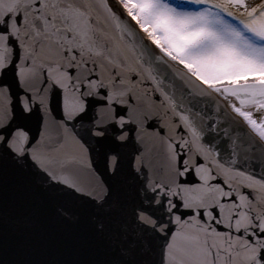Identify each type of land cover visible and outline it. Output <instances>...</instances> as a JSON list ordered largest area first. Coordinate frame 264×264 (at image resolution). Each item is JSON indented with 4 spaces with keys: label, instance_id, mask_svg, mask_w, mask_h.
<instances>
[{
    "label": "snow or ice",
    "instance_id": "6c2138e0",
    "mask_svg": "<svg viewBox=\"0 0 264 264\" xmlns=\"http://www.w3.org/2000/svg\"><path fill=\"white\" fill-rule=\"evenodd\" d=\"M0 264H264V0H0Z\"/></svg>",
    "mask_w": 264,
    "mask_h": 264
}]
</instances>
